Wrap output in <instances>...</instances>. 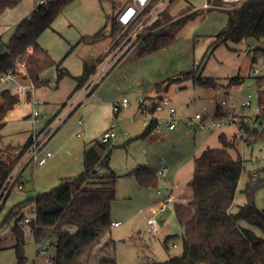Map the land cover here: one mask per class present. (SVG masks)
I'll return each mask as SVG.
<instances>
[{
    "label": "rangeland",
    "instance_id": "1",
    "mask_svg": "<svg viewBox=\"0 0 264 264\" xmlns=\"http://www.w3.org/2000/svg\"><path fill=\"white\" fill-rule=\"evenodd\" d=\"M116 1L117 6L114 7V4L108 0L102 3L99 0H72L56 17L52 28L42 32L39 42L57 62H61V65L59 70L57 66L46 69L45 77L49 79L50 83L39 88L36 87L35 93L41 102L38 106L41 118L47 121L59 112L58 108L62 105V101L67 100L77 87V77L83 73L84 61L97 55L102 48L109 42L111 43L108 51L105 53L103 51L98 56L100 61L97 67L104 58L106 59L110 55L107 64L99 68V73L92 82L91 79L87 80L83 86H86V89L90 88L89 95H91L114 70L112 77L99 86L98 93L96 92V95L91 97L88 95L85 101L92 99L103 102L106 100L108 103H112L114 100L121 101L123 97H128L131 102V105L124 107L117 117L112 110L113 124L111 128L116 131L117 136L102 151L103 156L110 153L109 166L99 167L103 174L114 171L118 175L116 198L112 203L111 213L112 217L121 221L122 225L118 228L105 230L98 242L84 250L81 259L85 260L87 264H100L104 258H115L117 264H151L155 260L166 259L170 254L181 255L183 252V226L175 206L184 205L181 209L184 213L185 205L193 194L191 180L194 173V157L208 146H223V141L220 138L222 131L227 133L228 139L231 141L235 134L234 139L237 141L238 149L233 147L231 150L235 156L239 155L244 160V169L232 206V210L236 211L239 204L246 201L244 189L247 182L253 178L252 172L260 174L255 180L264 179V129H259L261 137L250 139V143L247 142L248 138L241 140L236 137L235 132L238 130V125L235 123L197 133L195 129L180 122L175 131L166 134L164 117L166 111H160L156 113V116L161 131L155 128L147 137H141L140 135L147 126L143 123V119L149 115L140 110L135 114L138 102L140 103L138 100L142 97L144 98L143 103L150 104V98L159 95L160 98L164 93H168L178 116L191 117L198 112L214 113L217 103L223 99L227 100L226 107L228 109L243 113L239 102L251 94L252 105L245 115L242 114V119L250 118L253 122L254 116L258 113L259 87L256 77L252 74V69L264 64V37H249L239 42L228 40L226 43L215 45V34L222 27L223 13L226 15L227 11L225 8L213 7L212 9L215 10H209L206 7L201 11L206 9L208 11L206 13L209 14L200 20H188L183 25V27L186 25L183 30L180 28L177 31V34L181 31L180 37L175 38L169 47L139 55L137 54L139 41L135 37V33L131 35L129 32L125 35L126 30L123 28L117 32L118 34L116 33L117 35H111L113 14H117L129 0ZM188 1L198 4L205 2V0ZM166 8L170 10L168 13L173 19L185 13L194 12L191 3L188 4L185 0H169L163 9ZM158 15L161 14L158 13ZM102 29L103 39L94 43L83 41L84 36L94 35ZM10 34L11 30H6L4 40L9 39ZM129 34L130 36L125 39ZM0 43L2 44V42ZM8 43L5 42L3 45ZM249 52L256 54L254 61ZM193 68L202 70L203 75L216 77L219 84L216 87H205L194 84L192 80H187L173 83L168 90L160 93L154 88L156 81ZM61 71H65V73H60ZM236 75L245 78L241 83L229 84L230 77ZM27 109L24 108L23 111H27ZM62 116L67 119V122L72 118L65 133L70 134L77 141L89 140L88 135H77L78 119L84 117L81 113L74 111ZM131 117H134L135 121H131ZM45 121H40L37 128L45 124ZM33 127L34 123L31 117L12 114L6 126L0 129V142L3 146L22 145L27 141ZM140 164L155 172L158 168L166 166L167 177H176L180 182L179 194L185 193L180 196V200L177 198L175 204H170L165 211L158 213L161 226L159 234L147 230L148 214L155 212L154 209L158 206L157 191L160 189L165 193L168 182L164 175L160 174L161 180L157 187L139 185L133 170ZM83 169L84 166L75 169L70 175H78ZM60 180L61 177L58 176L49 183L41 184L38 190H49L58 185ZM15 188L8 193L0 205V220L4 219L20 201L33 196L30 191ZM27 188L29 187L27 186ZM182 191L185 192L182 193ZM175 194L178 195L177 192ZM256 203L260 209L264 210V187L256 191ZM32 210V204H26L22 209L25 216H32ZM20 215L17 214L10 218L6 225L0 229L2 238L0 264H17L16 249L13 246L16 241L14 242L12 226ZM20 223L25 229L27 264H36L37 241L35 235L24 219L20 220ZM241 223L252 228L257 234L264 235L259 227L245 220H242ZM166 232L176 235L177 238L174 241L178 243L177 247L165 248L162 236ZM44 237L45 240L51 241L56 238V235L48 230ZM110 238L113 239V242L106 245V240ZM40 262L42 263V260Z\"/></svg>",
    "mask_w": 264,
    "mask_h": 264
},
{
    "label": "trees",
    "instance_id": "2",
    "mask_svg": "<svg viewBox=\"0 0 264 264\" xmlns=\"http://www.w3.org/2000/svg\"><path fill=\"white\" fill-rule=\"evenodd\" d=\"M21 0H0V13L7 7L17 5ZM72 0H49L46 5H38L33 14L24 19L18 26L8 44L10 51L0 55V75L12 68L17 62L25 65L27 77L35 86L47 85L48 79H42L40 74L53 66L58 70L61 62H57L50 52L39 42V36L48 28H52L56 17ZM101 3L105 0H99ZM117 6L116 0H108ZM153 0L145 7L138 19L125 32L132 28L144 17L155 4ZM221 2V0H211ZM228 14L227 23L215 34V45L226 43L228 40L236 42L245 38L264 37V0H245L238 6L225 9ZM198 11L185 13L173 19L167 8L161 12L142 32L137 46V54L143 55L160 48L169 47L175 40L177 31L194 18ZM117 14L112 16L111 35H117L124 25L117 20ZM117 33V34H116ZM104 38L103 29L94 35H86L82 39L94 43ZM32 51H28V47ZM113 46L111 47V49ZM95 67L84 62L83 73L77 77L78 90L91 77ZM60 73H65L61 71ZM245 77L236 75L230 77L229 84H238ZM192 80L194 84L205 87H216L219 82L216 77L203 75L202 70L193 68L180 71L177 75L157 81L154 88L158 93L168 90L173 83ZM258 89V103L262 108L254 120L264 116V82L256 77ZM74 90V91H75ZM73 91V92H74ZM160 96V95H159ZM159 96L150 98L148 112H157ZM16 97L12 89H4L0 93V129L3 120L11 109V102ZM120 112L114 115L119 116ZM158 119L153 118L145 127L141 137H147L155 129ZM250 127V125H248ZM261 137L255 130L247 139ZM223 141L221 147L208 146L194 157L193 194L185 205H177L176 212L183 226V252L181 255L170 254L164 260H155L151 264H264V235L257 234L252 228L244 226L241 221L259 227L264 233V210L256 203V191L264 187V179L253 181L250 179L244 189L246 201L239 204L236 211L232 210L239 180L244 169V160L235 156L231 148L235 141L228 139L225 133L220 134ZM251 139V140H250ZM28 141V140H27ZM27 141L20 145L3 146L0 142V190L10 171L15 166L21 153L27 146ZM111 141L93 139L86 144L84 150V169L78 175L66 176L53 188L38 192L20 201L9 214L0 220V229L17 214H21L14 222L12 231L15 237L17 264H27L25 254V229L20 220H25L22 209L26 204H34L36 211L29 224L35 237L46 234L49 230L58 240L55 264H87L81 259L84 250L100 240L101 234L111 229L112 203L116 198V181L118 175L103 174L99 167L109 166L110 153L103 156L102 151ZM18 149L17 155L11 154ZM111 152V151H110ZM133 173L139 185L157 187L160 183L159 175L144 165H138ZM20 207V208H19ZM176 236L167 235L163 239L166 249L169 241ZM113 242L110 238L106 245ZM2 238L0 237V248ZM100 264H117L115 258H104Z\"/></svg>",
    "mask_w": 264,
    "mask_h": 264
},
{
    "label": "built area",
    "instance_id": "3",
    "mask_svg": "<svg viewBox=\"0 0 264 264\" xmlns=\"http://www.w3.org/2000/svg\"><path fill=\"white\" fill-rule=\"evenodd\" d=\"M153 0H129L125 3L117 13V20L124 25V29H127L130 25H132L138 17L141 15L142 11L145 9L147 5H149ZM169 0H157L155 4L147 11L144 17L132 28L130 34L135 33V37L140 41V36L144 29L152 22L153 18H155L158 13L164 10V6L167 4ZM245 0H221V2L209 1L205 0L203 3L204 7H219V8H231L234 6H238L243 3ZM49 0H40L39 5L48 4ZM163 9V10H162ZM130 34L125 38L127 39ZM10 51L9 45H3L0 43V55H4L5 53ZM28 51H32V47H28ZM252 74L255 77H259L264 82V64L261 66H255L252 69ZM96 76V75H95ZM95 77L91 78V82ZM90 80V78L88 79ZM97 82V81H95ZM264 86V85H263ZM4 89H12L15 93L16 97L22 95L24 97V101L29 104V108L31 111V119L34 123L33 132L31 133L27 146L21 153L18 158L15 166L10 171L6 181L4 182L1 190H0V205L6 199L8 193L14 188L18 187L19 189L23 188V184L19 181V175L24 167L30 163L43 165L49 161V159L53 155V151L49 148V143L58 129V127L63 124L66 118L62 115L64 111L56 113L50 119H48L45 124L41 125V127L37 128V124L42 121L41 112L38 110V106L41 103L36 96L35 89L36 86L34 82L27 77V72L25 65L22 61L17 62L15 68H12L0 75V93ZM90 88L86 89L84 86L81 89V96H75L66 106L65 108H69V112L71 113L78 106L85 101V98L89 95ZM94 94V93H92ZM91 94V95H92ZM89 95V96H91ZM144 98H139V110L148 116H145L143 119V123L146 125L150 124L151 119L158 117L156 116L157 112L166 111L165 114V122L168 126V129H175L180 122L185 124L187 127L195 129V131L201 130H213L220 126L229 123H235L238 125V130L235 132L236 137L241 140H245L249 138L251 134L254 133L255 130L259 131V129H264V116H262L258 121H255L253 118V122L250 118L242 119V114L245 115L252 105L253 99L252 95L248 94L244 99L240 102V107L243 110V113H237L234 110L227 109V100L223 99L219 103V108L215 110L214 113H196L191 117H180L177 114L175 106L172 105V100L168 93H164L157 101V112L155 114H150L148 112V106L144 105L142 102ZM142 102V103H141ZM131 105V102L128 97H123L121 101H116L113 103V112H121L124 107H128ZM263 110L259 106L258 113H261ZM67 113V114H68ZM66 116V114H65ZM83 117L79 118V123H83ZM131 120H134V117H131ZM155 127L158 131L160 128ZM250 125V127H248ZM79 133L78 135H81ZM117 136V133L114 129L108 128L106 129L101 136V141H111L114 137ZM19 152L18 149L12 150L11 154L13 156L17 155ZM167 167L164 166L160 172L165 174ZM253 181L260 174L258 172H252ZM158 194L161 195V200L159 202L158 207L154 210L155 212L148 214V228L147 230L154 234H159L161 230L160 221L158 217V213L165 211L170 204L176 202L177 197L174 192L164 193L162 190L158 189ZM36 208L33 207L32 213L35 214ZM32 215V216H33ZM32 216H26L25 221L29 222ZM121 224V221H112V226H118ZM45 235L37 237V253L39 257L43 259L42 264H55L56 261V253H57V238L47 241L45 240ZM169 246L176 247L177 243L173 240L169 241Z\"/></svg>",
    "mask_w": 264,
    "mask_h": 264
},
{
    "label": "crops",
    "instance_id": "4",
    "mask_svg": "<svg viewBox=\"0 0 264 264\" xmlns=\"http://www.w3.org/2000/svg\"><path fill=\"white\" fill-rule=\"evenodd\" d=\"M39 1L40 0H21L17 5H15L13 7H7L0 13V42H2V44H5V42H9V43L11 42V39H12L14 33H15L14 30H16V27L24 19H26L28 16H30L31 14L34 13V11L37 9V7L39 5ZM185 1L188 2V4H189V2L191 3V7H192L193 11H195V10L199 11L200 10V12L195 16V18L194 19L192 18L189 21H193V20H197V19L200 20L203 17H205L206 14H209V13H206V12H208V11H206V9H203V11H201L202 8H206V7L203 6V3L202 4H198V3H195L193 1H188V0H185ZM212 8L213 7H207V9H209V10H215V9H212ZM218 9H221V8L218 7ZM167 10L170 13V10L169 9H167ZM213 12H219V11H213ZM213 12H211V13H213ZM223 14H224V17H223V22H222V25H221L222 27L227 23V18H228V14H226V15H225V13H223ZM184 27H182V29H180V30H183ZM8 29L11 30V34L9 36V39L4 40L5 31L8 30ZM179 33L176 36L177 39L180 37ZM110 44L111 43L109 42L108 45H106L104 48H102V50L97 55H94L93 57H89L87 59L85 58L86 59L85 61H87V63L90 66L93 65L95 67V71L92 73L90 79L95 77V75H97L99 73V68L100 67H104L107 64V61H108V58H109L110 55L106 59L104 58V60L101 61L100 65L97 67V65H98V63L100 61L98 56L103 51H104L103 53L107 52L108 49L110 48ZM249 54L252 56V60L254 61V58L256 57V54H254L253 52H249ZM50 68H52V67H50ZM83 69H84V65H83ZM46 72H47V70H44L40 74L42 79H48V78L45 77ZM112 72L103 80L104 83L108 79H110L112 77V75L114 73V72L113 73ZM103 82H101L98 85L96 90L93 92L94 94H92L91 96H95L96 95V92L99 91V86L101 84H104ZM36 87L39 88V87H42V86H36ZM83 87L79 88L78 90H75L74 92H72L70 94V96H69V98L67 100H63L62 101V105L58 108L59 112L64 111V114H67L69 112V108H65V106L75 96H77V97L81 96L80 95L81 94V89ZM23 99H24V97L22 95H20V96L15 97L12 100L11 109H10L9 113L5 116V118L3 120V124H4L3 126H6V124L8 123L9 117L12 114L22 115L24 117H31V111H30V108H29L30 106ZM114 102H116V101L114 100L112 103H108L106 100H104L103 102H99V101H95V100L90 99V100H87V101H84L83 103H81L78 106V108L74 110L77 113H81V115L84 116L83 117V119H84L83 123H79V121H78L77 128L79 130L77 132V135L82 132V135L83 134L84 135H88V139L89 140H85L84 139L82 142L81 141H77L73 136H71L70 134L65 133V129L68 127V124H69V122H70V120L72 118L68 122H67V119H66L65 122H63V124L60 125L61 127L60 126L58 127V129L56 130V132L54 133V135L52 136V138L50 140L49 148L53 151V155H52L53 157L50 158L49 161L46 162L43 165L33 164V163H30L31 167H29L30 164L26 165L24 167V169L21 171L20 175H19V178H20L19 181H21V183L23 184V188L19 189L18 187H16L15 189H19V190H22V191H30V192H32L33 195H35L38 192H42L41 190H38L39 187H41L40 186L41 184H43L45 182L49 183L51 180H53V179L55 180L58 176L61 177V179L63 177H66V176H73V175H70V173H73V171L75 169H80V167L84 166V150H85L86 144L89 143L90 141H92L93 139H99L100 140L101 136H102V133L106 129L112 127V124H113V113H112L113 109L112 108H113V103ZM219 103L220 102L217 103L216 109L219 108ZM24 108L25 109L29 108V109H27V111H23ZM74 111H72V112H74ZM137 111H139V102H138V105L136 107L135 114H137ZM42 121H45V119H43ZM131 121H135V120H131ZM166 128H167V131H166V134H167L169 132L175 131L177 127L175 129H173V130H170V129H168V126L166 124ZM159 131H161V129ZM32 132H33V130H31V132H30V134L28 136V139H29V137H30ZM222 132L227 135V133L225 131H222ZM82 135H80V136H82ZM227 137H228V135H227ZM233 137L235 138V134H234ZM234 138L232 140L235 141L236 139H234ZM236 142L237 141H235V144H236L235 146L237 148V143ZM140 165H142V164H140ZM161 169L162 168H158L156 170V173L158 175H160V174L164 175V177L166 178V182H168L165 193L174 192V194H175L177 192L178 195H176V194L175 195L177 196L178 200H180V196L185 194V193H183L185 191H182L183 194H179V192H178V187L180 186L179 180H177L176 177H173V178L167 177V173L163 174V173L160 172ZM24 172H25V175H24ZM159 177H161V176H159ZM27 186L29 188H27ZM42 189H45V188H42ZM43 191H46V190H43ZM157 194H158V192H157ZM191 196H192V194H191ZM160 200H161V195L158 194V205H159ZM175 203L176 202H174V204ZM32 206L35 207L34 204H32ZM176 206H175V209H176ZM112 219H113V221H118V219H115L113 217H112ZM121 225L122 224H120L118 226H111V229L118 228ZM170 234L171 233L166 232L162 236L163 239L167 235H170ZM172 235H174V234H172ZM35 238H36V241H37V237H35ZM176 238L177 237L174 236L171 240L174 241ZM14 242H15V240H14ZM14 244L15 243H13V246H14ZM177 245H178V243H177ZM1 249H2V247H1ZM41 260H42V263H43V259L41 257H39V255L37 253L36 254V264H42L40 262ZM201 264H208V263H201Z\"/></svg>",
    "mask_w": 264,
    "mask_h": 264
},
{
    "label": "water",
    "instance_id": "5",
    "mask_svg": "<svg viewBox=\"0 0 264 264\" xmlns=\"http://www.w3.org/2000/svg\"><path fill=\"white\" fill-rule=\"evenodd\" d=\"M191 183H193V179L191 180Z\"/></svg>",
    "mask_w": 264,
    "mask_h": 264
}]
</instances>
